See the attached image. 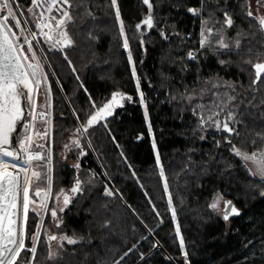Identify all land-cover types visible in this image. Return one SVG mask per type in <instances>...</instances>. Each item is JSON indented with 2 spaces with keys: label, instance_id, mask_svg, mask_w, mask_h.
<instances>
[{
  "label": "trees",
  "instance_id": "obj_1",
  "mask_svg": "<svg viewBox=\"0 0 264 264\" xmlns=\"http://www.w3.org/2000/svg\"><path fill=\"white\" fill-rule=\"evenodd\" d=\"M18 2L27 28L34 33L38 15L27 11L32 0ZM150 2L151 12L143 0H117L116 6L110 0H72L74 11H69L73 23L61 31L68 32L73 45L61 51V45L53 49L54 44L45 36L37 37L55 98L54 148L95 111L93 102L99 107L116 91L132 99L89 128L82 139L87 154L79 155V150L70 155L80 164L79 169L60 159L59 150L53 157V194L61 189L70 193L77 177H95L92 184L81 183L82 192L70 194L66 207L60 205L63 197L55 204L50 197L49 209L55 207L57 216L63 218L59 228L50 212L45 217L43 209L29 212L30 233L36 232L43 219L50 232L78 241H63L62 248L52 242V251L59 253L53 260L48 259L44 244H37L32 264H264V180L250 174L230 151L231 145L224 139L227 132L217 131L210 124L201 130L200 115L207 113L193 114V104L211 106L214 92L231 91L211 89L212 83L235 84L237 101L231 103L240 99L250 103L239 104L236 119L242 123L236 125L239 135L234 133L231 142L249 154L264 149V104L258 103L264 100V87L256 85L255 100L249 87L252 64L264 60V32L253 17L247 16V0ZM190 8L200 10V15H193ZM225 12L234 23L231 28L224 25L222 35L230 45L238 40L242 55L216 45L200 47L202 22L207 21L215 30V39ZM149 14L153 28L143 25L137 29ZM125 38L128 48L123 47ZM190 52L196 59H189ZM202 89H209L202 99L192 103L183 99L189 94L199 97ZM218 118L225 119L226 112ZM44 148L51 155L50 149ZM37 163L41 162L33 164ZM105 186L112 196L105 195ZM218 197L223 200V210L211 207ZM226 201L242 215L232 214L225 220ZM46 239L42 229L40 240ZM25 244L31 247L27 239Z\"/></svg>",
  "mask_w": 264,
  "mask_h": 264
},
{
  "label": "snow or ice",
  "instance_id": "obj_2",
  "mask_svg": "<svg viewBox=\"0 0 264 264\" xmlns=\"http://www.w3.org/2000/svg\"><path fill=\"white\" fill-rule=\"evenodd\" d=\"M83 2V0H82ZM112 6H116L117 0H110ZM143 3L147 5L149 12H151L153 5L150 0H143ZM15 5V9L13 7ZM59 5V7H57ZM67 7H64V6ZM258 7H264V0H257ZM59 12V18L52 16L51 20H55V27L58 29H66L67 25L73 23V17L70 14L69 9H73L72 0H32L31 7L27 9L28 13L32 16H37L39 19L38 27L43 32V27H47L48 22L44 18V12H51L53 8ZM20 5L18 0H0V264H16L17 260L20 264H32L35 260L37 252V244L43 243L48 250V259H55L59 253L52 251V242H56L59 247H63V241L68 244H76L78 241L75 238L68 237L66 235L52 234L44 225L43 219H41L40 225L37 227L35 233L29 232V212H36L35 205L39 203L40 207L47 212H50V216L53 221L56 222V227H60L63 222L62 217L57 216L56 208H47L49 198L53 199V203H57L60 197L63 196V205L66 207L70 203V194L82 192L81 183L92 184L95 174L88 177L86 174L83 178L77 177L74 182V186L70 189V193H65L62 189L53 194L52 192V164L50 152L36 151L35 149H44V145L36 144L33 147V135L35 130V136L40 138H46L49 136V129H36L35 121L39 120L41 123H50V120H45V116L50 115L43 111L45 101H47L50 88L45 87L44 93H41L45 97V101H42L39 105L41 110L38 111L37 105V93L40 88L41 80L47 81V75L43 74L42 66L37 62L35 64L28 63L25 65L24 61L36 60V52L33 51L32 39H35V34L31 32V29L27 28L28 21L24 20L23 23L20 17L24 16L23 11H19ZM37 9H43L38 14ZM85 12L91 15L90 12ZM193 15H200V10L189 9ZM247 16L253 17V13L247 10ZM94 18V17H93ZM116 18L120 19L119 8L116 7ZM11 19V23L9 22ZM258 22L261 31L264 32V17H253ZM221 23V29L217 30L215 39L212 38V28L208 26L207 21L202 22L201 27V40L200 47L211 48L213 45L218 46L220 50H226L231 52L237 50V54H241L238 49L240 42L237 40L234 45H230L225 41L222 35L224 31V25L228 28L233 26V19L231 15L225 12V18ZM143 25H146L147 29L153 28V17L151 14L145 17L141 23L136 25L137 29H140ZM13 29H19V33L13 31ZM120 33L124 34L123 21L120 23ZM51 40L52 37L48 33H43ZM143 34V33H142ZM164 36L163 33H161ZM31 37V39L29 38ZM59 37L56 39V43L52 45L55 49L56 44L61 45L59 50L67 48L73 45L74 41L70 38L67 31H61ZM166 39L167 37L164 36ZM27 45V49L24 45ZM128 40L125 38L123 47L128 48ZM25 52L31 53V56L24 54ZM189 59H196L193 53H189ZM67 60V55H65ZM129 60L131 63V53H129ZM252 63L251 60L246 61ZM221 63H225L221 61ZM71 64V61H69ZM253 71L249 72L252 77L249 87L252 89V100L256 99L255 93L258 91L256 85L264 87V60L252 64ZM74 70V69H73ZM132 75L136 77V70L133 64ZM224 87L231 91H225L223 93L214 92L211 106L196 103L193 104V114L200 115L201 113H207V115H200V128L203 130L205 124L214 126L217 131L227 132L229 135L224 137L225 140L231 145L230 151L244 162V166L247 168L249 161L257 165V171L264 179V149L253 151L251 154L247 151H241L235 144H232L231 137L239 135L236 129V125L242 123V121L236 119L239 115L237 109L239 104L250 103L245 99H240L238 103H231L237 101V88L232 83H221L217 81L211 84V89H219ZM137 88L139 89V80H137ZM209 89H202L201 94L197 97L194 94L184 96L189 103L193 100L202 99ZM141 102H143V94H140ZM124 99L131 100L132 98L125 97L122 94L114 93L110 100L103 103L101 106L93 102L92 108L94 112L87 114L86 121L78 128H76L74 135L77 137L72 140V145L80 148L79 155H86L84 148L80 144V136L89 134V128L94 127L101 120L106 119L107 116L113 114V109L118 106H122L121 101ZM231 103V107L229 106ZM259 104H264V100H259ZM226 112L225 119H219L222 114ZM77 120L79 117L77 116ZM231 125V126H230ZM101 127H106L105 124H101ZM149 133L151 134V125L149 124ZM15 134V135H14ZM110 134V133H109ZM203 139V137H201ZM261 138L264 139V134H261ZM114 139V138H113ZM255 143V141H253ZM88 147H91V142L87 141ZM72 145H65L66 148L71 150ZM153 148L156 147L155 139L153 138ZM219 146V141H217ZM123 155V153H121ZM157 162L159 163V153L156 155ZM18 161L19 163H12ZM41 162L35 165L33 168V162ZM24 165V167H21ZM75 169L80 168V164L73 165ZM10 169L16 171H10ZM250 174L256 175L257 172H251ZM161 175H163V169L161 168ZM37 181L36 187H32V181ZM165 190H167V182H165ZM105 195L112 196L113 192L108 190L105 186ZM264 195V193H262ZM220 197L217 198L211 204L213 209H216L219 204ZM171 203V197H169ZM63 212L64 208L59 209ZM239 215L240 213L235 207L231 206L230 201L225 202L224 219L227 220L229 215ZM173 216L175 211L173 210ZM34 218V217H33ZM41 229L47 239L43 242L40 240ZM177 235H179V226H177ZM31 242V247L25 244V240ZM180 246L183 248L184 241L181 237ZM25 255L22 256L21 254ZM31 253L29 257L27 254ZM128 253H125L126 256ZM187 256V253H185ZM123 259V257H121ZM113 264H120L119 261H114Z\"/></svg>",
  "mask_w": 264,
  "mask_h": 264
},
{
  "label": "rangeland",
  "instance_id": "obj_3",
  "mask_svg": "<svg viewBox=\"0 0 264 264\" xmlns=\"http://www.w3.org/2000/svg\"><path fill=\"white\" fill-rule=\"evenodd\" d=\"M247 1H248V10H250L253 13V17H257V16L264 17V7H258L257 0H247ZM13 7L15 9V5H13ZM57 7H59V5H57ZM64 7H67V6L65 5ZM19 11H21V10L19 9ZM36 11H38V13H39L40 11H43V9H37ZM1 14H4V13H1ZM59 15L60 14L56 10L55 7L52 9V11L50 13L49 12H44V18L48 22V25L49 26L43 27V32H41V28L40 27H37V31H34L35 39H32V45H33V51L36 52V60L29 59L28 61H26L27 63H30V62H38L42 66L43 74L47 75V81L45 82L42 79V83L40 84V88H39V91L37 93L38 111L41 110L39 108L40 103L42 101H45V97L43 95H41V93H44L45 87H48L51 90L50 93L48 94L47 101H45V105H44V109H43V111H45L46 113H50V115L45 116V120H50V123H41L39 120L35 121V128L36 129H40V130L49 129V136L46 137V138L37 137V136H35V130H33V132H32V135H33V147H35L36 144H42V145H44L46 147V149L47 148L50 149V151H51V164H53V157L56 156V153H58V150H59V157H60V159H62L63 161H66L68 163H70L71 165H74L76 162L70 158L71 152L73 151V154H76L75 152L80 150V148H77L74 145H72V140L77 138L74 135V133H75V130L74 129L71 130V132L65 134V138L60 141L57 149L53 147L54 146V137L56 135V133L54 132V126H53V123H54V111H55V107H54L55 98H54V93H53V89L51 87L50 78H49L50 70H49V68L47 66L46 60L42 56V52L40 51V49L42 47L37 42V37L39 35L45 36L43 33H48V35H50L52 37V39L51 40H48V42H51L53 44L56 43V39L57 38H61L62 39V37H59V33L61 32V29H58V28L55 27V24H56V21L55 20H51V17L52 16H56L57 18H59ZM18 18L21 19L22 23H23L24 20H26L25 17L24 18L23 17H20L19 14H18ZM38 24H39V19H38ZM27 27H28V24H27ZM213 32H215V30L212 29V33ZM225 36L226 35L224 34L223 37L225 38V41H227V38ZM45 37L48 39L47 36H45ZM29 38L31 39V37H29ZM26 55H28L30 57L31 56V53L26 54ZM114 93H119V94L124 95L125 97H129V95H126V94H124L122 92H119V91H116ZM127 100L128 99L122 100L121 101V104L124 105V103ZM118 107H120V106H118ZM118 107H115L113 109V112ZM108 117L109 116H107L106 118H108ZM104 120H101L100 122H102ZM37 124H40V127L39 128L37 127ZM83 138L85 139V136H83V137L80 136L79 137L81 147H82V139ZM66 144L67 145H72L71 150H69L68 148L65 147ZM35 150L36 151H43V149L42 150L41 149H35ZM34 162H36V161H34ZM12 163H19V162L18 161H14ZM247 163H248V168H249V170H251V172H257V174L254 175V176H256L258 178H261L260 175H259V173H258V171H257V165L253 164L251 161H249ZM21 167H24V165H21ZM33 168H35V165L34 164H33ZM10 171H16V170L10 169ZM36 184H37V181H35V179H33V181H32V187L35 188L36 187ZM52 190H53V186H52ZM61 197H63V196H61ZM60 200H61V198H60ZM49 203H50V198H49V201L47 203V208L48 209H49ZM61 204H62V206H64L63 203H60V205ZM223 207H224L223 200H219L218 209L219 210H223L222 209ZM35 208H36V210H39V211L42 210V208L40 207L39 203H37L35 205ZM50 209H52V208H50ZM46 212L47 211H44V217H45ZM51 233L54 234V232H51ZM53 243H54L55 246H58L56 242H53Z\"/></svg>",
  "mask_w": 264,
  "mask_h": 264
},
{
  "label": "water",
  "instance_id": "obj_4",
  "mask_svg": "<svg viewBox=\"0 0 264 264\" xmlns=\"http://www.w3.org/2000/svg\"><path fill=\"white\" fill-rule=\"evenodd\" d=\"M24 63H25V65H27L28 63L26 62V61H24ZM30 63H33V64H35V63H37V62H30ZM41 83H42V80H41ZM15 135V134H14ZM232 207H234L233 205H231ZM238 212L240 213L239 215H237V216H241L242 215V211L241 210H238Z\"/></svg>",
  "mask_w": 264,
  "mask_h": 264
}]
</instances>
